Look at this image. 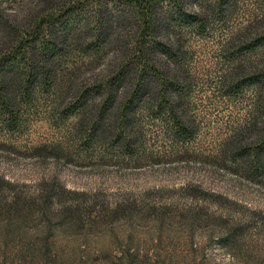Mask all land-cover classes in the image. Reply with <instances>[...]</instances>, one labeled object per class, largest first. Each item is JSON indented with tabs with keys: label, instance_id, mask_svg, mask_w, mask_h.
Listing matches in <instances>:
<instances>
[{
	"label": "rangeland",
	"instance_id": "374dc122",
	"mask_svg": "<svg viewBox=\"0 0 264 264\" xmlns=\"http://www.w3.org/2000/svg\"><path fill=\"white\" fill-rule=\"evenodd\" d=\"M24 3L0 0V7L22 15ZM46 7L55 16L68 10L64 20L75 27L97 10L126 9L123 0H48ZM260 19L264 0H234L203 33L181 31L187 141L150 105L136 112L126 152L76 134L73 118L50 108V96L23 102L16 130L0 120V264H264V180L221 153L257 116L248 81L264 56V44L240 54L224 46ZM74 55L78 82L91 84L100 61L82 68L86 56ZM74 205L80 222L61 212Z\"/></svg>",
	"mask_w": 264,
	"mask_h": 264
},
{
	"label": "trees",
	"instance_id": "16d2710c",
	"mask_svg": "<svg viewBox=\"0 0 264 264\" xmlns=\"http://www.w3.org/2000/svg\"><path fill=\"white\" fill-rule=\"evenodd\" d=\"M123 1L124 12L109 16L97 10L78 27L65 22L66 9L58 10L56 16L51 11L46 14L48 0H25L22 15L5 14L0 7V120L4 128L16 130L21 104L46 95L54 112L73 118L76 134L108 140L125 152L133 145L131 132L142 106L166 114L183 141L191 137L184 108L187 85L181 66L185 55L181 31L203 33L208 23L227 15L234 0ZM161 4L169 6L168 11H160ZM263 21H252L224 48L232 46L239 54L259 50L264 44ZM78 52L86 56L82 68L100 61L101 71L92 75L91 84L78 82L80 67L73 63ZM254 62L260 68L248 82L255 87L257 116L232 132L221 153L238 169L264 180V56ZM241 64L235 69L242 70ZM62 209L81 221L78 205Z\"/></svg>",
	"mask_w": 264,
	"mask_h": 264
}]
</instances>
